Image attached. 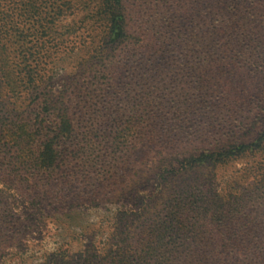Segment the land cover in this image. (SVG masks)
<instances>
[{
    "label": "trees",
    "instance_id": "trees-1",
    "mask_svg": "<svg viewBox=\"0 0 264 264\" xmlns=\"http://www.w3.org/2000/svg\"><path fill=\"white\" fill-rule=\"evenodd\" d=\"M260 2L249 0L246 8L264 16ZM44 3L27 0L15 8V17H35L40 7L60 15L71 7L66 1ZM218 3L157 0L155 12L143 15L144 29L136 31L124 0H78L77 21L63 25L61 33L46 21L41 30L46 38L27 41L26 49L19 24L3 23L21 43L16 61L10 62L0 41V257L23 248L26 223L33 217L65 215L85 202L116 198L133 201V206L112 216L103 241L75 253L59 247L45 254L41 264H264V128L251 140L223 143L189 163L214 168L243 154L260 157L217 184L194 179L185 197L166 194L156 202L154 195L168 189L176 175L158 177L147 193L133 186L130 170L122 180L117 175L119 159L130 158L138 138L154 132L158 120L170 118L151 106L168 72L160 66H189L196 58L214 57L209 49L220 33L228 34V46L241 33L252 42L257 38V46L241 49L239 56L256 57L264 65L258 55L264 51V21L251 18L236 0L220 16ZM188 8L208 10L213 21L177 18ZM79 25L87 39L75 44ZM119 55L125 81L115 88L102 86L99 76L113 72L110 65ZM69 58L72 64L55 85L56 65ZM258 97L264 101L262 91Z\"/></svg>",
    "mask_w": 264,
    "mask_h": 264
},
{
    "label": "rangeland",
    "instance_id": "rangeland-1",
    "mask_svg": "<svg viewBox=\"0 0 264 264\" xmlns=\"http://www.w3.org/2000/svg\"><path fill=\"white\" fill-rule=\"evenodd\" d=\"M26 1L0 0V41L7 46L10 62L16 61L17 47L21 42L16 41L13 32H6L3 29L4 22L19 24V30L26 36L22 41L26 49L31 45L27 41L32 40L35 43L36 39L43 41V38H46L44 33H41L46 21H52L53 30L61 33L65 30L63 25L72 20L77 21L80 16L77 9L78 0H55L57 5L66 1L71 7L64 9L60 15L52 16V13L47 14L44 7H40L35 17H15V8ZM36 1L41 6L46 5L44 3L46 0ZM156 1L124 0L132 30L144 29L143 15L148 16L155 12ZM210 1L219 2L220 16L228 12L227 3L231 0L226 1L227 3H224V0ZM236 1L244 8L249 5V0ZM260 3L264 6V0ZM195 5L192 4L191 7ZM246 12L249 15L253 14L251 18L264 21V16H258L259 14L248 8ZM176 14L177 18L181 19L190 16L189 20L192 19L194 23L200 21L210 23L214 18L208 10H203L201 13L190 8ZM181 21L183 22L184 19ZM33 32L35 35H32ZM86 34L83 25H79L72 40L77 44V41L87 39ZM244 35L246 34L241 33L240 39L228 46V34L220 33L214 40L215 45L209 49V53H213L214 57L196 58L189 66L174 64L159 67L168 72L162 76L160 82L164 84V88L155 94L151 106L170 118L166 122L158 120V128L154 132L138 138L128 160L119 159L120 169L117 173L119 180H122L130 170L129 175H133L134 178L133 186L135 185L139 192L147 193L153 189L158 177L176 175L168 189L154 195L158 203L163 201L166 194H169L170 198L174 195L185 197L189 193L188 184L191 181L195 182L194 179L208 178L209 181L217 184L226 176L234 174L246 162L259 161V153H255L252 156L239 155L221 167L191 168L189 166V163L195 162L194 160L197 161L203 155L210 154L216 146L223 143L232 144L236 140H251L264 128V101H260L258 97L261 91L264 93V65H260L256 57L240 58L241 49L249 45L257 46V38L252 42ZM66 44L72 45L68 42ZM258 55L264 59V51ZM120 58L121 55L111 63L112 73L106 74L105 78L99 76L98 81L102 86L110 84L115 88L125 81L122 77V69L119 67L120 61H117ZM70 60L71 58L67 59L62 65L59 61V65H56L55 85L61 84L68 67L72 64H69ZM146 69L149 68H142L140 71ZM88 80L92 79L88 78ZM239 81L245 82L244 87H237ZM191 104H194L193 108H198L196 112L192 111ZM177 115L178 120L175 119ZM247 185L248 182L241 186V189L247 188ZM132 206L133 201L114 198L97 205L85 202L65 215L37 219L33 217L34 220L26 223L27 233L23 248H12L7 251L0 257V264H41L44 262L45 254L59 247L75 253L90 243L103 241L107 234V226L112 222V216L118 210ZM165 212L166 210H161L162 215Z\"/></svg>",
    "mask_w": 264,
    "mask_h": 264
}]
</instances>
